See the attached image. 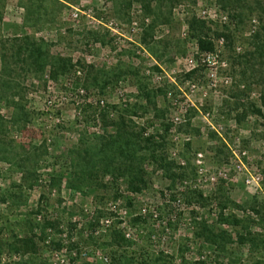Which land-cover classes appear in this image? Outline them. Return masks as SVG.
<instances>
[{
    "label": "rangeland",
    "instance_id": "1",
    "mask_svg": "<svg viewBox=\"0 0 264 264\" xmlns=\"http://www.w3.org/2000/svg\"><path fill=\"white\" fill-rule=\"evenodd\" d=\"M0 13V264H264V0H0ZM24 37L72 65L35 73ZM161 136L170 173L137 159L136 189L108 165Z\"/></svg>",
    "mask_w": 264,
    "mask_h": 264
},
{
    "label": "trees",
    "instance_id": "2",
    "mask_svg": "<svg viewBox=\"0 0 264 264\" xmlns=\"http://www.w3.org/2000/svg\"><path fill=\"white\" fill-rule=\"evenodd\" d=\"M147 7H149L147 5ZM0 19H2V13H0ZM226 36V35H225ZM197 45L201 52H213L215 51L214 42L207 35L197 34ZM227 37V36H226ZM30 38H14L12 42L21 41L26 45L25 50L31 61V65L34 67V72H44L47 67L50 68L51 77L55 78L58 73L64 72L69 66L72 65V59L68 57H56L50 55L49 51L45 49V45L35 40H29ZM22 49V48H21ZM21 53L22 51H18ZM264 103V95L262 97ZM161 141L157 142L154 137L146 138L144 140V149L146 152L136 153L133 150L126 151L124 146L119 148L122 155L119 164L113 163L112 160H108V165L115 168V172L128 174L130 178V184L139 189L140 186H146V173L143 169V165L137 162V159L143 160L145 156L150 157L160 167H167L165 171L170 173V163L165 150V139L160 137ZM108 146V143L106 144ZM143 148V147H142ZM146 153V154H145Z\"/></svg>",
    "mask_w": 264,
    "mask_h": 264
},
{
    "label": "built area",
    "instance_id": "3",
    "mask_svg": "<svg viewBox=\"0 0 264 264\" xmlns=\"http://www.w3.org/2000/svg\"><path fill=\"white\" fill-rule=\"evenodd\" d=\"M222 43V42H221ZM217 53L215 52H208V53H205L203 58L201 59L203 62H206L208 64H216L218 63V60H217ZM228 82V80L226 81ZM235 154V153H234ZM246 154V152H242V155L244 156ZM199 156H201V154H199ZM237 156V155H236ZM238 159V158H237ZM199 164L202 162L201 159L198 160ZM203 169V166L201 165L200 166V170L202 171ZM236 169L238 172H242L243 170H247L245 164L242 163L241 160L238 159V163L236 164ZM221 174L223 175H226L225 172H221ZM249 176L246 178V183L250 186H256V187H259L260 188V181H261V174L260 172H257L255 174H248Z\"/></svg>",
    "mask_w": 264,
    "mask_h": 264
}]
</instances>
